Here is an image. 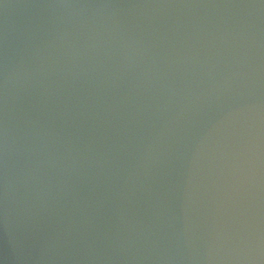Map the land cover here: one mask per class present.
Returning <instances> with one entry per match:
<instances>
[{"label":"water","instance_id":"1","mask_svg":"<svg viewBox=\"0 0 264 264\" xmlns=\"http://www.w3.org/2000/svg\"><path fill=\"white\" fill-rule=\"evenodd\" d=\"M0 264H264V0H0Z\"/></svg>","mask_w":264,"mask_h":264}]
</instances>
